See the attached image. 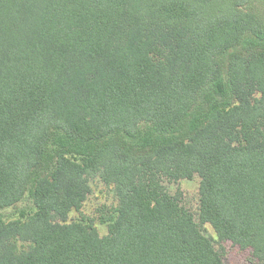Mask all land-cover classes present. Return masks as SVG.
Instances as JSON below:
<instances>
[{
  "label": "trees",
  "instance_id": "obj_1",
  "mask_svg": "<svg viewBox=\"0 0 264 264\" xmlns=\"http://www.w3.org/2000/svg\"><path fill=\"white\" fill-rule=\"evenodd\" d=\"M194 175L197 218L163 184ZM23 201L0 264H225L205 223L264 264V0H0V212Z\"/></svg>",
  "mask_w": 264,
  "mask_h": 264
},
{
  "label": "rangeland",
  "instance_id": "obj_2",
  "mask_svg": "<svg viewBox=\"0 0 264 264\" xmlns=\"http://www.w3.org/2000/svg\"><path fill=\"white\" fill-rule=\"evenodd\" d=\"M163 184L170 194L174 195L179 193L181 204L197 218L199 177L194 175L192 179H180L174 182L164 181ZM89 186L90 192L83 202L80 211L83 215L94 219V224L99 236H104L107 232L106 225L99 222L98 215L103 207H111L117 204L113 186L104 184L98 176L89 178ZM27 204L26 201H23L2 210L0 213L13 218L15 212ZM79 215L80 212L71 210L67 219L68 221L76 220L79 218ZM202 232L213 241V245L216 249L223 251L225 264H254L249 259L250 250L240 249L237 245L228 240L219 241L213 228L208 223L202 226Z\"/></svg>",
  "mask_w": 264,
  "mask_h": 264
}]
</instances>
